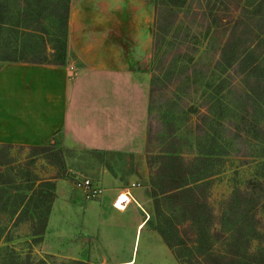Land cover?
Instances as JSON below:
<instances>
[{
  "label": "rangeland",
  "instance_id": "rangeland-1",
  "mask_svg": "<svg viewBox=\"0 0 264 264\" xmlns=\"http://www.w3.org/2000/svg\"><path fill=\"white\" fill-rule=\"evenodd\" d=\"M6 1L10 17L17 23L21 19L25 0ZM145 2L153 19L148 42L138 47L132 45L130 49L137 62L131 68L134 84L129 82V104L126 105V99L123 101L126 92L120 88L121 77L111 74L115 79L110 83L115 99L123 101L118 109L129 113V153L109 150V145L98 137L83 135V146H78L67 143L56 134L44 144L64 149L63 157L60 160L51 156L54 163H50L46 155H50L51 151L31 155L27 145H13L9 155L14 159L16 167L10 169V172L14 174L16 183L23 185L31 173L40 179L52 177L55 198L45 232L38 241L32 238L28 218L18 222L9 211L0 210V264H74V259L94 264L116 262L131 255L135 224L140 220L144 221L140 223L141 229L133 252L135 261L133 259L129 264H181L174 250L165 244L154 229L157 219L153 216L152 197L149 193L148 155L160 153L165 148L173 149L174 153L188 159L193 156L200 158L195 167H199L209 181L206 191L208 203L216 215L210 228L211 240H214L216 247L224 249L223 236L226 232L218 238L223 227L219 223L220 215L230 205V194L236 187L263 175L261 161L264 159V138H254L244 132L236 136L234 128L239 123L240 112L234 107L239 100L232 86L236 84L237 88H246V80L235 74L226 75L216 69L215 63L220 57L222 42L232 31L237 17L242 27L236 32V46H253L256 34L250 31L259 27V15L256 13H264V0H187L182 7H175L177 15L174 23L171 22L173 24L169 32L160 41L158 57L159 63L161 61V79L150 107L148 100L154 63L152 33L155 2ZM47 11L43 12L45 17L42 23L49 32H41L45 44L49 46L51 42L48 39L54 32L58 33V21L51 14L48 15ZM8 34L9 31L4 33L6 37ZM14 36L12 33L11 39ZM20 38L16 36L18 45L21 43ZM244 41H247L246 45ZM25 54L31 56V52L26 51ZM222 79H225L224 85L219 93H215V85ZM83 94L89 98L88 90ZM91 101L90 98L83 99V105L80 106L89 124L94 121L96 110H100L94 105L90 107L93 104ZM114 107L112 105L107 110ZM70 108L74 110L73 106ZM249 118H252L250 114ZM121 119L124 122L127 120L124 116ZM119 120L118 124L112 126L114 130L119 128ZM261 123L264 124V120ZM82 129L86 132L84 127ZM97 130L100 129L93 128L91 131L94 134ZM149 133L151 140L148 144ZM167 133H172L174 138L171 139ZM147 144L150 151L146 148ZM115 145L119 146L120 143L116 142ZM89 148L99 151L91 152ZM108 172L124 184L128 183V179L129 182L136 180L140 183L136 192L142 209L138 207L134 210L135 214L133 209L127 210L116 220L120 226L125 224L122 219L126 220L129 229L127 226L121 227V231L110 228V221L106 217L108 210L101 208L100 198L89 200L84 195L80 182L82 179L100 174L103 180L104 174ZM7 187L12 193L18 191L10 184ZM23 191L30 194L27 189ZM173 218L176 221L178 215ZM179 225L180 235L189 239V235L183 233L185 222Z\"/></svg>",
  "mask_w": 264,
  "mask_h": 264
},
{
  "label": "trees",
  "instance_id": "trees-1",
  "mask_svg": "<svg viewBox=\"0 0 264 264\" xmlns=\"http://www.w3.org/2000/svg\"><path fill=\"white\" fill-rule=\"evenodd\" d=\"M186 1L154 0L155 18L152 33L154 63L149 82L148 107L154 101V92L158 89L161 79V61L159 63L158 57L160 41L174 23L177 15L174 8L182 7ZM68 3L69 0H25L21 19L14 23L10 17L7 1L0 0V61L64 64ZM44 11L58 21V33L54 32L48 39L51 42L49 46L45 44L41 32H49L42 23L45 17ZM256 14L259 15L258 29L251 31L249 27L247 29L250 32L255 31L253 46L246 45L247 41H244L246 46H236L238 36L236 32L242 27L236 20L237 17L232 31L222 42L220 57L215 63L216 69L226 75L235 74L246 80V88H237L236 84L232 86L239 100V103L234 105L240 112L239 123H236L234 128L237 137L244 132L254 138H264V124L261 123L264 120V13ZM6 31H9L7 37L4 35ZM12 33L15 34L14 40L11 39ZM17 35L22 37L20 45L16 44ZM26 51L31 52V56L26 55ZM224 81L225 79H222L215 85V93H219ZM216 100L220 99L217 97ZM249 114L252 118H249ZM167 134L172 135V133ZM55 135L56 133L53 134ZM173 138L171 136V139ZM150 140L149 133L147 143ZM148 144L146 148L150 151ZM13 145L15 144L0 143V210L9 211L18 222L28 218L32 227V238L38 241L45 232L55 198L54 182L52 177L40 179L36 174L31 173L30 177L23 181V185L20 182L17 184L14 174L10 172V169L16 167L14 159L9 155V149ZM27 146L31 150V155L51 151L50 155H46L50 163H54V160L50 159L51 156L60 160L63 157L64 149H55L52 144ZM89 150L99 151L93 148ZM165 150L148 155L149 193L152 197L153 216L157 219L154 229L165 244L174 250L179 262L181 264H264V173L231 192L230 205L219 219L223 227L219 231L218 238H221V233L226 232L223 236L224 249H220L214 245V240H211L210 228L216 215L208 203L206 191L209 188V181L205 179L203 171L195 167L196 161L200 158L193 156L188 159L174 153L173 149L165 148ZM261 165L264 167V159ZM9 184L18 191L10 192L7 187ZM24 189L29 190L30 194L24 192ZM5 195L8 196L5 198ZM175 215H178L176 221L173 218ZM184 222L183 233L189 235V239H185L183 234L180 235L179 224ZM73 262L94 264L79 259H74Z\"/></svg>",
  "mask_w": 264,
  "mask_h": 264
},
{
  "label": "crops",
  "instance_id": "crops-1",
  "mask_svg": "<svg viewBox=\"0 0 264 264\" xmlns=\"http://www.w3.org/2000/svg\"><path fill=\"white\" fill-rule=\"evenodd\" d=\"M152 19L145 0H69L64 64L0 63V143L40 145L51 140L56 133L69 144L83 146L81 137L87 135L107 143L109 150L129 153V113L118 108L125 99L126 105L129 104V82L134 84L131 68L137 61L130 49L148 42ZM111 74L122 79L120 88L126 92V98L124 95L121 102L115 99L110 87L115 79ZM85 90L89 91L93 103L90 107L94 105L100 109L96 110L90 124L85 121L80 107L83 99H89L83 94ZM112 105L115 107L107 110ZM72 106L74 110H71ZM123 116L127 119L125 122L121 119ZM117 119H120V126L114 130ZM93 128L100 130L93 134ZM116 142L120 145L116 146ZM95 177L101 180L103 192L98 198L101 208L108 210L106 217L110 228L120 231L121 227L128 228L126 220L122 219L124 226L116 220L127 210L142 209L137 187L132 189L137 203L130 201L125 209L118 211L112 207V200L129 179L124 184L109 172L104 174L103 180L100 174ZM125 199L121 195L118 203L122 205ZM143 221L135 224L131 255L105 264L132 262Z\"/></svg>",
  "mask_w": 264,
  "mask_h": 264
},
{
  "label": "built area",
  "instance_id": "built-area-1",
  "mask_svg": "<svg viewBox=\"0 0 264 264\" xmlns=\"http://www.w3.org/2000/svg\"><path fill=\"white\" fill-rule=\"evenodd\" d=\"M81 186L84 190V195L87 199H95L98 198L101 193L103 192V187L99 181V178L97 177H88V178H84L81 181ZM140 186L139 181H130L126 186H124L114 197V199L112 200V207L115 210H123L125 209V207L127 206V204L130 201H133L135 203L136 200L134 199L133 195H132V189L134 187H138ZM121 195H124V197L126 198L125 201L122 203V205H120L119 199L121 198Z\"/></svg>",
  "mask_w": 264,
  "mask_h": 264
}]
</instances>
